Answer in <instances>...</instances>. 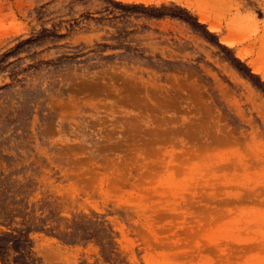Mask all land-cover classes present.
I'll use <instances>...</instances> for the list:
<instances>
[{"label": "rangeland", "instance_id": "rangeland-1", "mask_svg": "<svg viewBox=\"0 0 264 264\" xmlns=\"http://www.w3.org/2000/svg\"><path fill=\"white\" fill-rule=\"evenodd\" d=\"M142 1L0 0V264H264V0Z\"/></svg>", "mask_w": 264, "mask_h": 264}, {"label": "bare ground", "instance_id": "bare-ground-1", "mask_svg": "<svg viewBox=\"0 0 264 264\" xmlns=\"http://www.w3.org/2000/svg\"><path fill=\"white\" fill-rule=\"evenodd\" d=\"M143 3H145V4H147V3H149V2H151V0H143L142 1ZM200 22H204V19H202V18H200ZM216 27L215 26H209L208 27V30L209 31H216ZM224 43V42H223ZM224 44H226V43H224ZM242 56H239V58H241Z\"/></svg>", "mask_w": 264, "mask_h": 264}]
</instances>
